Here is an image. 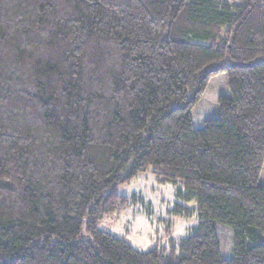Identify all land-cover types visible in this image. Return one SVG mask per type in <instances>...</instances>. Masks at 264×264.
Masks as SVG:
<instances>
[{"label":"trees","instance_id":"1","mask_svg":"<svg viewBox=\"0 0 264 264\" xmlns=\"http://www.w3.org/2000/svg\"><path fill=\"white\" fill-rule=\"evenodd\" d=\"M263 169L264 0H0V264H264ZM146 173L197 223L139 251L100 223Z\"/></svg>","mask_w":264,"mask_h":264},{"label":"rangeland","instance_id":"2","mask_svg":"<svg viewBox=\"0 0 264 264\" xmlns=\"http://www.w3.org/2000/svg\"><path fill=\"white\" fill-rule=\"evenodd\" d=\"M222 95H230L225 74L211 79L204 97L192 111L195 129L203 127L205 120L219 116L218 99ZM260 183L264 185V169ZM118 194L129 199V207L105 217L100 223V229L127 241L139 251L151 250L160 245L168 248L169 237H183L197 223L195 217L180 219L169 214L176 203L175 187L161 184L152 173L120 185ZM189 206L196 207L194 202ZM168 227L170 232L166 229ZM218 235L222 257H232L233 234L230 227L219 224ZM169 250H166V255L170 253Z\"/></svg>","mask_w":264,"mask_h":264}]
</instances>
